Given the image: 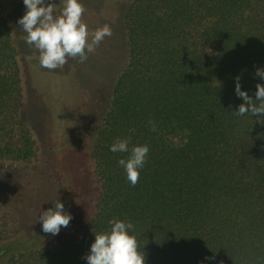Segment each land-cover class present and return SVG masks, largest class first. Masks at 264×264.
I'll return each instance as SVG.
<instances>
[{"label":"trees","instance_id":"trees-1","mask_svg":"<svg viewBox=\"0 0 264 264\" xmlns=\"http://www.w3.org/2000/svg\"><path fill=\"white\" fill-rule=\"evenodd\" d=\"M111 1L84 6L82 18L92 13L96 27V13L113 14ZM116 1L123 67L91 148L99 189L78 191L79 202L89 195L90 219L71 242L46 252L45 263L41 250L14 262L87 264L95 235L118 219L134 225L130 234L145 264H264V125L250 113L232 114L243 103L235 94L238 76L253 99L256 84L264 85L255 75L264 69V0ZM47 2L60 5L59 15L65 0ZM19 4L0 0V161L33 155L20 119L18 45L25 32L17 21L26 11ZM128 137L129 148H150L134 187L118 164L130 152L110 151Z\"/></svg>","mask_w":264,"mask_h":264},{"label":"rangeland","instance_id":"rangeland-1","mask_svg":"<svg viewBox=\"0 0 264 264\" xmlns=\"http://www.w3.org/2000/svg\"><path fill=\"white\" fill-rule=\"evenodd\" d=\"M98 2L82 0L84 6L93 8ZM118 2H106L113 10L109 16L96 13V27L92 13L82 18L90 30L108 24L113 33L88 54L83 64L77 62L79 58H69L63 68L44 69L39 66V51L26 43V33L19 42L20 119L32 140L33 155L25 162L11 158L0 161V255L6 257L1 264L22 262L33 257L32 251L40 250L37 257L45 263L46 252L53 251L54 246L67 245L88 224L89 195L88 200L79 202L78 191L92 193L99 189L92 171L91 148L95 130L109 107L110 87L123 67ZM17 7L26 11L24 4ZM20 135L17 138L21 143L23 134ZM73 182L83 187H74ZM58 199L73 219L68 227H61L59 234H46L38 217L53 208ZM9 245L15 248L13 253Z\"/></svg>","mask_w":264,"mask_h":264},{"label":"clouds","instance_id":"clouds-1","mask_svg":"<svg viewBox=\"0 0 264 264\" xmlns=\"http://www.w3.org/2000/svg\"><path fill=\"white\" fill-rule=\"evenodd\" d=\"M26 12L17 23L26 35V43L39 51V66L55 70L63 68L68 59H78V63H85L88 54L95 52L105 37L112 36L111 26L104 24L90 32L82 16L86 9L79 0H65L62 11L55 14L60 7L47 0H23ZM256 77L264 79V69L257 68ZM235 94L243 103L238 111L232 114L243 117L247 114L257 117L258 123L264 125V85L256 84L255 99L246 91L241 90L240 77L236 78ZM151 130L156 131L154 121H149ZM131 137L117 138L111 145L113 153H129L127 159H120L127 175V180L134 187L140 178V170L147 162L150 148L147 144L132 146ZM54 207L42 211L38 222L42 223L44 233L57 235L61 227H68L73 219L65 210L59 199L53 203ZM110 231L95 235V242L91 245L90 254L84 257L87 264H145V253L140 250L138 239L130 234L134 230L131 222L113 219L109 221ZM207 259V258H206Z\"/></svg>","mask_w":264,"mask_h":264}]
</instances>
